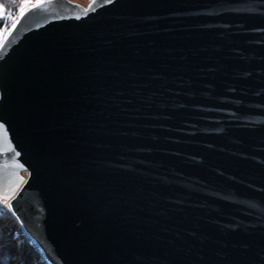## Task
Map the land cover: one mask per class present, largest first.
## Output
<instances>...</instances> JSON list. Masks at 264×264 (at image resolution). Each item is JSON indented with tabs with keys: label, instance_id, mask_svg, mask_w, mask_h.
<instances>
[{
	"label": "water",
	"instance_id": "1",
	"mask_svg": "<svg viewBox=\"0 0 264 264\" xmlns=\"http://www.w3.org/2000/svg\"><path fill=\"white\" fill-rule=\"evenodd\" d=\"M38 4L0 41V199L45 262L264 264V0Z\"/></svg>",
	"mask_w": 264,
	"mask_h": 264
},
{
	"label": "trees",
	"instance_id": "2",
	"mask_svg": "<svg viewBox=\"0 0 264 264\" xmlns=\"http://www.w3.org/2000/svg\"><path fill=\"white\" fill-rule=\"evenodd\" d=\"M19 2L0 0L4 10L0 16V32L9 24L8 18L18 13ZM0 264H47L13 216L7 212L0 214Z\"/></svg>",
	"mask_w": 264,
	"mask_h": 264
},
{
	"label": "rangeland",
	"instance_id": "3",
	"mask_svg": "<svg viewBox=\"0 0 264 264\" xmlns=\"http://www.w3.org/2000/svg\"><path fill=\"white\" fill-rule=\"evenodd\" d=\"M43 1H45V0H20L18 13H17L18 15L16 14L17 16L15 15L11 18H8L9 24L7 25L6 28L3 29V31L0 32V41H1L2 37L5 36L9 32V30L12 28V26L14 25L15 20L21 14V9H24V11H25L26 9H28V8L34 6L38 3H41ZM70 1L75 2V3H77L83 7H86L90 3L91 0H70ZM3 12H4V10L0 6V16L3 14ZM6 212L9 213L8 204L6 202L0 200V214L6 213Z\"/></svg>",
	"mask_w": 264,
	"mask_h": 264
},
{
	"label": "snow or ice",
	"instance_id": "4",
	"mask_svg": "<svg viewBox=\"0 0 264 264\" xmlns=\"http://www.w3.org/2000/svg\"><path fill=\"white\" fill-rule=\"evenodd\" d=\"M95 0H92V3H94ZM112 0H105V3H111ZM92 3L89 4V8H92ZM35 6H39V4L35 5ZM24 9H21V14H23ZM77 19H79V17H77ZM13 27H15V25H13ZM0 135H7L6 131H5V126L3 123H0Z\"/></svg>",
	"mask_w": 264,
	"mask_h": 264
},
{
	"label": "built area",
	"instance_id": "5",
	"mask_svg": "<svg viewBox=\"0 0 264 264\" xmlns=\"http://www.w3.org/2000/svg\"><path fill=\"white\" fill-rule=\"evenodd\" d=\"M1 200V199H0ZM1 201H4V200H1ZM4 202H6V201H4ZM7 203V202H6ZM8 204V203H7Z\"/></svg>",
	"mask_w": 264,
	"mask_h": 264
}]
</instances>
